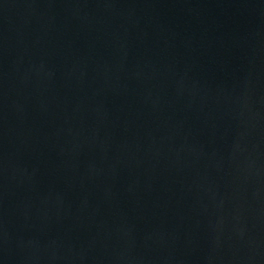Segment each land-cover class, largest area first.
<instances>
[{
  "label": "water",
  "instance_id": "water-1",
  "mask_svg": "<svg viewBox=\"0 0 264 264\" xmlns=\"http://www.w3.org/2000/svg\"><path fill=\"white\" fill-rule=\"evenodd\" d=\"M0 264H264V0H0Z\"/></svg>",
  "mask_w": 264,
  "mask_h": 264
}]
</instances>
